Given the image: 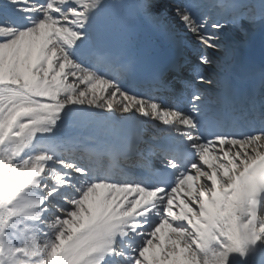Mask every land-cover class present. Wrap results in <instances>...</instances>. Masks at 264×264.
Returning <instances> with one entry per match:
<instances>
[{
  "label": "snow or ice",
  "instance_id": "obj_1",
  "mask_svg": "<svg viewBox=\"0 0 264 264\" xmlns=\"http://www.w3.org/2000/svg\"><path fill=\"white\" fill-rule=\"evenodd\" d=\"M163 7L0 0V264H264V74L214 59L264 0L170 3L197 50L175 77L137 41L182 46Z\"/></svg>",
  "mask_w": 264,
  "mask_h": 264
}]
</instances>
